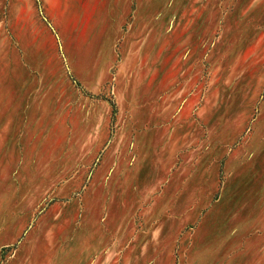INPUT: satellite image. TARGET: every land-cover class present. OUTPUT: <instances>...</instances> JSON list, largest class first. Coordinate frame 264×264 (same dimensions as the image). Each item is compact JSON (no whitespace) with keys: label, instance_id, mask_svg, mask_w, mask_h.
Here are the masks:
<instances>
[{"label":"crops","instance_id":"0c3cea01","mask_svg":"<svg viewBox=\"0 0 264 264\" xmlns=\"http://www.w3.org/2000/svg\"><path fill=\"white\" fill-rule=\"evenodd\" d=\"M23 1L17 0L7 32L0 21V91H6L0 95V106L6 103L0 116H7L11 126L6 131L21 133L12 142H0V163L14 165L4 172L11 176L0 181V191L12 196L14 191H71L66 165L93 163L92 134L116 123L109 144L145 146L138 179L124 191L136 216L128 234L141 259L172 264H238L244 254L264 259V0H252L251 11L227 24L220 91L213 93L209 86L167 96L150 91V84L160 83L165 58L160 44L136 51L144 90L128 92L136 75L128 60L135 51L126 47L132 25L119 23L118 2L127 3L132 14L133 0H41L46 25L34 1ZM21 13L28 16L24 25ZM211 114L218 117L215 123ZM69 125L86 134L72 144L81 150L72 160L68 141L44 135L22 140V132H58ZM182 125L202 131L194 140L175 139ZM72 191H77L80 223L93 226L102 191L94 186ZM8 198L3 203L12 207L15 202ZM89 232H82L81 243L95 245L86 240Z\"/></svg>","mask_w":264,"mask_h":264},{"label":"rangeland","instance_id":"374dc122","mask_svg":"<svg viewBox=\"0 0 264 264\" xmlns=\"http://www.w3.org/2000/svg\"><path fill=\"white\" fill-rule=\"evenodd\" d=\"M33 1L34 10L46 25L48 22L44 20L42 1ZM16 6H18L17 0H0V21L6 24L3 25L6 32L11 26L9 20L13 17ZM118 7L121 13L119 23L121 22L125 27L128 23L132 25V34L126 41V47L135 51L134 56L132 55L128 60V66H131V72L136 75L131 81L128 92L135 95L144 90V86L140 85L143 72L136 58L140 49L142 46H147L151 51L160 44L165 47V58L160 63L161 69H159L160 83L150 84V91L154 93L163 91L166 96L175 92H185L187 95L189 92H204L209 86V90L213 93L220 91L221 86L218 81L222 75L221 41L226 38L227 24L229 23V28L231 23H235L240 18L239 13L251 11L252 0H133L132 14L127 3L118 2ZM21 15L24 17L21 24L24 25L28 16H24L23 13ZM223 25L225 37L221 35ZM118 31V35H121L120 29ZM5 38V43H9L6 36ZM2 70L0 62V74ZM5 70L12 75L11 66H7ZM157 71L154 65L151 70L154 80L157 79ZM208 77L214 78L212 85L206 82ZM152 81L153 77H150V82ZM5 92L0 91V95L3 96ZM102 94L99 92L97 96ZM5 104H1L0 111H3ZM6 118L5 115L0 116V142L2 140L12 142L21 134L5 130L11 127H7ZM217 118L215 114L209 116V120L214 123ZM68 127L69 129H66L64 126L63 130L58 132H22V140L27 139V135L34 138L44 135L42 139L68 141L69 159L72 160L81 155V150L76 146L72 148V144L80 142V137L84 139L86 134L72 129L71 125ZM115 127L116 123L110 126L109 131L103 130L92 134L90 141H95L92 151L93 163L82 165L69 162L66 165L69 167L66 187L71 188V191H63L62 195L58 194V191H46L44 194H41V191H14L13 196L10 191H0V264H160L163 262L172 264L174 262L141 259L140 254L134 250L135 244L132 243L131 233L128 234V231L131 229L132 219L136 216L124 191H127L130 180L137 178L136 169L143 160L141 156L145 146L135 149L128 147V143L118 148L112 142L109 144L110 136L116 133ZM112 129L113 133H111ZM201 131L194 126L188 129L187 125H182L181 130L176 132L175 139L194 140ZM155 138L157 139V136ZM155 144L156 141L152 139L151 145L155 146ZM187 153L188 151L183 153V156H187ZM11 166L14 167L13 164L0 163V181L9 175L4 172L8 167L12 169ZM83 167L86 169L84 170ZM143 171L146 170L142 163ZM96 176L97 179H94ZM77 185L81 190L86 188V191H90V187L94 186L97 187V191H102L96 207L97 222L95 221L91 227L80 223L77 191H72L78 187ZM8 197H12L15 202L12 207L3 203L4 199H9ZM29 203L32 208H27ZM56 215H59L58 218ZM182 219L187 220L188 216H183ZM17 227L21 229H17L19 233L13 240L16 233L13 231ZM187 230L189 229L186 227ZM86 231H90L89 235H86V240L93 241L95 245L81 243L80 236ZM20 246H24L23 250L17 254ZM249 256L250 254H244V259L235 262L264 264V259Z\"/></svg>","mask_w":264,"mask_h":264}]
</instances>
